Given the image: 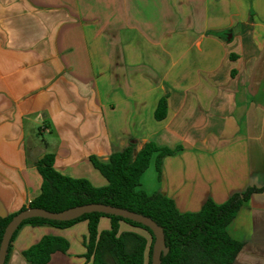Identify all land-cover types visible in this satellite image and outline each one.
Segmentation results:
<instances>
[{
  "label": "crops",
  "instance_id": "1",
  "mask_svg": "<svg viewBox=\"0 0 264 264\" xmlns=\"http://www.w3.org/2000/svg\"><path fill=\"white\" fill-rule=\"evenodd\" d=\"M131 141L134 155L149 142L173 152L159 170L152 155L138 189L180 214L255 189L226 230L241 244L232 264H264V0H0V217L40 194L46 154L104 187L89 158ZM87 235L86 221L24 224L6 264H30L46 236L68 242L46 264H92Z\"/></svg>",
  "mask_w": 264,
  "mask_h": 264
},
{
  "label": "trees",
  "instance_id": "2",
  "mask_svg": "<svg viewBox=\"0 0 264 264\" xmlns=\"http://www.w3.org/2000/svg\"><path fill=\"white\" fill-rule=\"evenodd\" d=\"M165 115L166 100L162 98L155 117L160 120ZM134 149L135 144L131 141L122 150H113L106 161L94 156L89 158L93 167L107 180L104 187H94L88 180L60 174L54 168L53 154H46L36 163L42 177L41 192L17 213L26 208L62 212L85 204H106L147 216L163 228L168 251L161 257V264H232L241 244L228 235L226 228L243 201L256 190L249 188L243 193L234 194L222 205L207 201L197 213L180 214L171 200L158 193L147 195L138 189L152 155L158 152L156 168L159 170L161 159L173 152L159 148L153 142L146 143L135 155ZM17 213L0 217V242L6 225ZM102 217L110 219L111 227L99 232L98 223ZM81 221L87 222L85 256L92 259V264H144L147 247V264H151L154 237L150 229L122 217L96 212L70 221L42 218L24 220L12 235L4 264L11 242L24 224L66 228ZM119 222L147 232L151 237L150 243L136 232H119ZM67 248L68 242L63 238L46 236L25 251L24 256L30 264H46L53 252L66 251Z\"/></svg>",
  "mask_w": 264,
  "mask_h": 264
},
{
  "label": "water",
  "instance_id": "3",
  "mask_svg": "<svg viewBox=\"0 0 264 264\" xmlns=\"http://www.w3.org/2000/svg\"><path fill=\"white\" fill-rule=\"evenodd\" d=\"M93 212L122 217L124 219L139 223L150 229L154 237L151 264H161V257L168 251L165 246L164 230L161 226H159L155 221L147 216L126 209L99 203L80 205L66 209L62 212H50L41 208H26L25 210L20 211L9 221L4 229L0 242V264L5 263L12 235L24 220L31 218H42L53 221H70L83 214Z\"/></svg>",
  "mask_w": 264,
  "mask_h": 264
}]
</instances>
